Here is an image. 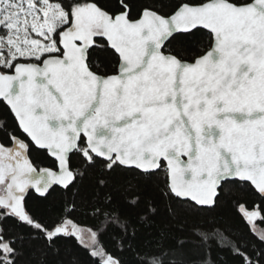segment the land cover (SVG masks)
Listing matches in <instances>:
<instances>
[{
  "label": "snow or ice",
  "instance_id": "1",
  "mask_svg": "<svg viewBox=\"0 0 264 264\" xmlns=\"http://www.w3.org/2000/svg\"><path fill=\"white\" fill-rule=\"evenodd\" d=\"M262 224L264 0H0V264H264Z\"/></svg>",
  "mask_w": 264,
  "mask_h": 264
},
{
  "label": "trees",
  "instance_id": "2",
  "mask_svg": "<svg viewBox=\"0 0 264 264\" xmlns=\"http://www.w3.org/2000/svg\"><path fill=\"white\" fill-rule=\"evenodd\" d=\"M40 167L50 166L47 159L42 155L40 160L38 161ZM161 179H163V174H161ZM55 195V194H54ZM246 199L249 201V207L252 206L253 203H259L257 197L248 195ZM30 203L35 206L37 205V201L31 200ZM161 210L163 209V204L160 205ZM216 219L217 221L223 223L226 227H228L231 231L239 233L245 231V223L241 219V214L238 212L237 208L231 202H225L219 209L216 211ZM196 217L191 213H182L180 217L174 219L169 227L170 232H174L179 229L188 228L190 230L191 224L196 221ZM199 219H203L200 217ZM77 222L80 226L92 228L94 226V221L84 216L83 214L78 215ZM259 223V221H258ZM264 227V224L261 225ZM73 242H75V238H72ZM102 241L111 245L112 234L108 233L102 237ZM70 247V246H69ZM77 250L84 251L82 246L79 244L76 245ZM210 258L214 262V264H237L235 260L232 259L231 255L225 251L214 249L210 252Z\"/></svg>",
  "mask_w": 264,
  "mask_h": 264
},
{
  "label": "rangeland",
  "instance_id": "3",
  "mask_svg": "<svg viewBox=\"0 0 264 264\" xmlns=\"http://www.w3.org/2000/svg\"><path fill=\"white\" fill-rule=\"evenodd\" d=\"M80 227H82L83 229H85V230H87L88 228L87 227H83V226H80Z\"/></svg>",
  "mask_w": 264,
  "mask_h": 264
}]
</instances>
